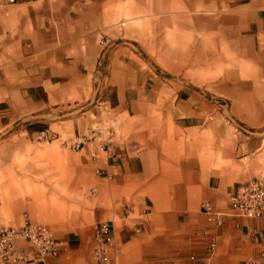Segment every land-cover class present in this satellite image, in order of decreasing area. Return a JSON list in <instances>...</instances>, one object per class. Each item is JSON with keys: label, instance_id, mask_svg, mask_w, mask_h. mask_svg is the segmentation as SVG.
<instances>
[{"label": "crops", "instance_id": "crops-1", "mask_svg": "<svg viewBox=\"0 0 264 264\" xmlns=\"http://www.w3.org/2000/svg\"><path fill=\"white\" fill-rule=\"evenodd\" d=\"M24 121L85 138L94 174L91 219L46 224L45 264H88L99 220L116 264H264V215L227 205L264 172V0H0V129Z\"/></svg>", "mask_w": 264, "mask_h": 264}, {"label": "rangeland", "instance_id": "rangeland-1", "mask_svg": "<svg viewBox=\"0 0 264 264\" xmlns=\"http://www.w3.org/2000/svg\"><path fill=\"white\" fill-rule=\"evenodd\" d=\"M219 73L220 67L212 61L204 70H190V75L210 79ZM220 102L228 108L227 100ZM226 114L225 122H235ZM28 122L0 129V216L6 220L4 226L32 220L54 229L91 219L94 174L78 148L61 142L70 140L71 130L56 127L60 138L46 140Z\"/></svg>", "mask_w": 264, "mask_h": 264}, {"label": "built area", "instance_id": "built-area-1", "mask_svg": "<svg viewBox=\"0 0 264 264\" xmlns=\"http://www.w3.org/2000/svg\"><path fill=\"white\" fill-rule=\"evenodd\" d=\"M16 0H5V3ZM30 1V0H27ZM44 131H42L43 133ZM94 134V129L88 135ZM85 137V136H84ZM84 138L64 140L73 148H78ZM231 215L255 218L264 215V172L239 183L227 196ZM208 220H220L221 214L213 210L208 202L200 204ZM138 229V228H137ZM113 231L109 221L95 222L92 235L91 260L88 264H116L117 251L113 244ZM23 240L27 245L16 241ZM213 245L210 242L209 248ZM58 253L57 240L52 230L43 223L25 220L22 225H8L0 229V262L8 264H45L47 255ZM264 257V256H263ZM255 264H263L256 262Z\"/></svg>", "mask_w": 264, "mask_h": 264}, {"label": "water", "instance_id": "water-1", "mask_svg": "<svg viewBox=\"0 0 264 264\" xmlns=\"http://www.w3.org/2000/svg\"><path fill=\"white\" fill-rule=\"evenodd\" d=\"M234 123V122H233Z\"/></svg>", "mask_w": 264, "mask_h": 264}]
</instances>
